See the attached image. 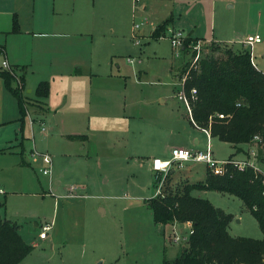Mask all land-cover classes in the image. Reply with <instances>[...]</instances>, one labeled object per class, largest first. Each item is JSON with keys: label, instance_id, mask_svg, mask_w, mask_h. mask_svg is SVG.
I'll return each instance as SVG.
<instances>
[{"label": "crops", "instance_id": "crops-1", "mask_svg": "<svg viewBox=\"0 0 264 264\" xmlns=\"http://www.w3.org/2000/svg\"><path fill=\"white\" fill-rule=\"evenodd\" d=\"M202 1L144 0L141 6L142 0L137 4L135 0H0V46L4 47L3 52L0 54L3 60L6 58L11 65H15L19 76L24 77V90L27 94V115L23 129L18 100L7 87V89H4L3 84L5 85V83L0 77V111L3 105L10 108V114H7L5 110L0 117V128L6 126L12 128L11 131L0 134V141L6 144L1 147L9 152H14L15 156L19 157L18 160L16 159L18 162L15 163L17 167L22 169V163L32 166L35 162H43L40 157L33 155L34 151H38L34 141L28 149L25 146V139L28 138L25 130L28 124L31 126L33 137L35 135V124L41 126L39 129L41 133H47L46 121L57 125L59 123L68 124L67 128L63 129L68 132H61V135L64 136L62 147L56 149L52 145V140L49 139L50 145L47 146V150L41 152L49 153L53 157L55 181H53V173L52 177L43 174L41 170L40 173L50 177L51 184H56L61 195L69 191L71 187H76L75 196L67 194L68 196L64 199L70 200L72 203H78L81 211L86 214L90 205L87 189H91L93 186L89 187L88 183L81 180L79 184H68L65 183V180L72 177L77 179L76 171L79 164L81 168L87 166L91 162L92 155L97 157V161H100L101 157L106 156L112 149L113 153L116 154L114 158L117 159V157L122 156L120 160L124 163L130 162L134 156L139 157V162L143 163L144 157H147L146 168L152 176L151 182L153 185L157 175L152 168L153 159L167 158L168 155H171L173 147L205 149L210 145L214 157L219 159L220 145L218 141L221 140L212 136L209 127L199 126L193 118L192 111L190 112L177 96L179 88L177 81L188 63L186 60L188 49L183 48L184 50L181 53L183 60L180 67L173 74V65L172 63L168 64V69L176 81L173 82L172 93L167 92L157 96L156 99L160 100L161 111H159V114L151 116V118H147L146 115L156 99L151 100L143 90L140 100H130L128 82L119 86V76L124 74L121 66L112 58L117 53V38L119 35L124 36L123 39H125L132 34L136 39V45L140 46L142 39L145 37L148 38V41L149 38L158 40L163 37H154V32L166 20H169L166 33L171 28L175 29L176 26L185 25L189 27L185 31L187 36L221 42L222 40L217 37L196 35L194 31L199 26L196 21L190 24H184L185 22L182 21L184 17L197 16L195 4L202 5ZM225 3L229 8L240 6L239 20L227 24L225 31L222 30L226 35L227 40L225 41L235 49H249L243 42L248 35L261 34L264 37V24L262 22L264 0H228ZM138 6L145 16H143L145 21L143 25L147 26L145 29L150 30V34L144 32L142 26L136 30L132 29L130 13L136 10ZM146 14H149V16H146ZM15 17L19 24L17 32L12 30ZM181 28L185 30L184 27ZM263 43L264 39L262 42L256 43L253 46V51L254 48L258 51V45L260 47ZM101 44H104V47H101ZM236 44H238V47H236ZM95 49L97 50L95 51ZM101 50L105 52L103 57L100 56ZM259 53H264V46ZM253 60L257 68L264 72L256 64V59ZM31 69L33 71H30ZM29 74H40L42 75L40 79L51 77V82L60 81L67 84L62 90L63 92L61 91L62 94L60 93L58 96L51 89L50 81L41 80L39 83L42 81L50 83L49 95L41 97L36 94L37 87L35 91L27 88V83L34 80L33 75L29 76ZM76 83H89L91 90L88 86L85 89L81 85H76ZM3 100L7 104H4ZM12 100H14V104ZM137 106L139 107L137 113L143 119L138 123H134L135 114L133 109ZM163 111L165 112L163 113ZM184 124L188 126V134H185L183 138L175 139L172 135L176 126H184ZM96 133L109 135L112 141L106 144L103 140L95 137ZM70 135L77 136L71 137ZM225 143L226 146L227 144L231 146V152L224 158L236 157L241 159L250 157V152L261 144V142H251L235 147L231 143ZM38 152L40 153V151ZM190 163L192 164L187 168L193 171L195 170L193 164L203 162ZM69 169L70 173L67 172ZM207 172L208 167L204 177L199 176L198 173V176L194 173L175 176L176 170L173 169L169 186L175 187L178 184L177 182L194 183L204 180ZM166 183L168 184V181ZM96 186L97 183L94 182V187ZM0 189L2 190L0 192L1 213L6 205L8 189L11 188L8 182L1 180ZM205 191L212 190H203V192ZM57 197L59 196L57 195ZM124 198L128 197L124 195ZM60 201L59 198L56 199V204L59 205ZM99 208L104 215L107 213V205L99 206ZM0 216L10 219L6 215L0 214ZM46 224L51 226L52 233L50 235L48 233V237L44 239L39 235V242L49 241L53 244L54 240L57 241L56 222L55 225L54 223ZM156 224L161 226L160 230L166 225ZM171 224L176 225L178 223ZM186 225L189 228L190 222H187ZM19 232L22 235L20 229ZM80 234L75 237V243L72 244L78 245L81 243L85 247L89 242H87L84 232L82 235ZM23 239L25 240L24 237ZM63 241L69 242L70 239L65 236ZM91 242L88 259L90 261L92 258L99 260L102 257L99 263L105 261L106 257L102 253L106 245L105 241L92 239ZM37 243L38 241L35 244ZM180 253L181 251L177 255ZM113 258L110 260L112 261ZM164 258L166 256L163 257V260ZM22 260L18 264H21Z\"/></svg>", "mask_w": 264, "mask_h": 264}, {"label": "rangeland", "instance_id": "rangeland-1", "mask_svg": "<svg viewBox=\"0 0 264 264\" xmlns=\"http://www.w3.org/2000/svg\"><path fill=\"white\" fill-rule=\"evenodd\" d=\"M225 1L228 0H203L202 5L196 3L195 13L197 16L184 17L182 21L185 23L181 22L190 24L196 21L199 25L197 30L194 31L196 35L217 37L219 40H222V43H225L227 39L222 30L225 31L227 24L235 23L240 17V6L229 8ZM143 2L144 0L140 4L141 6ZM143 16L144 14H142L139 6L133 12L131 11L130 19L132 25L139 24L143 27L144 32L150 34V30L145 29L147 26L143 25L145 22ZM146 16H149V14H146ZM262 22L264 24V16ZM133 26L132 29L134 28ZM180 26L184 27L185 30L179 26H176L175 30L182 29L183 33H185L189 29L185 25ZM261 36L264 39L263 35ZM187 37L186 35L185 41ZM123 38L124 36H118L117 53L112 58L121 66L124 74L123 76H119V86L128 82L130 100H140L143 90L151 100L156 99L161 94L172 93L173 82L176 80L171 75L168 64L172 63L173 74L180 67L183 59L181 58L182 54L177 55L176 49L171 42L170 33L167 31V35L158 40L149 38L148 41V38L145 37L142 39L140 46L136 45V39H134L132 34L125 39ZM199 40L193 39V41ZM212 42L201 40L202 58L215 52L209 46ZM236 45L238 47V44ZM263 46L264 43L260 47L258 45V51H256V48H254V51H250L254 52L253 56L256 59V64L264 70V53H259ZM101 47H104V44H101ZM113 50L115 49L113 48ZM100 52V56L103 57L105 52L102 50ZM214 54L218 55L219 52H215ZM186 56V60L188 61L189 55L186 54ZM2 61L3 57L0 54V68L3 66ZM12 66L14 69H17L15 65ZM30 71L33 70L31 69ZM32 75L34 80L27 83V88L34 91L41 80H51V77L49 79H40L42 77L40 74H29V76ZM50 83L51 89L58 96L60 93L62 94V90L65 84H67L60 81H50ZM76 85H81L85 89L91 88L89 83H76ZM3 87L7 89L4 84ZM12 101L14 104V100ZM159 101V99L154 101L150 109L151 112L149 111L146 115L147 118L159 114V111H161ZM3 102L7 104L5 100ZM138 109V106L133 109V113L135 114L134 123H138L143 119L141 115H138ZM5 110L7 114H10V108L3 105L0 117ZM185 125L176 126L172 135L175 139L183 138L185 134H188L189 129ZM67 126L68 124L59 123L57 125L46 121L45 127L47 133H41L39 132L41 126L35 124V135L33 137L31 126L28 124L25 130V134L28 135V138L25 139L26 148L28 149L34 141L38 151H46L47 146L50 145L49 139H51L52 145L56 149H60L64 143V136L61 135V132H68L63 130ZM13 128L15 127L13 126ZM11 129L10 126L1 127L0 134H5L11 131ZM95 137L103 140L106 144L112 141L111 136L106 134L96 133ZM218 143L220 145L218 158L220 160L227 159L224 157L230 154L231 146H228V144L226 146V143L221 141H218ZM3 145L6 144L0 141V181L5 180V182H8L11 189H8L6 205L0 214L6 215L14 222H17L25 240L33 245L32 250L24 257L21 264H162L163 257L166 256L173 259L172 257L182 251L184 245L187 244L190 231L192 230L191 222L189 228L186 225L187 222H177L178 224L176 225H172L171 223L166 224L160 230L161 226L156 224L153 219L151 209L148 207L146 201L153 194L157 193V187L151 182L152 176L148 168H146L147 157H144L143 163L139 162V157L135 156L131 158L130 162L124 163L120 160L122 156L117 157V159L114 158L116 154L111 149L106 156L101 157L100 161H97V157L92 155L91 162L87 166H82L81 168L79 164L76 171L77 179L73 177L68 178L65 180V183L79 184L81 180L88 183L89 187L93 186L91 189H87L90 205L88 211L84 214L78 203H72L70 200L64 199L68 196L69 191L61 195L58 192L56 184H51L50 177L41 175L40 169L44 165L43 162H35L32 166L22 163V169H19L15 164L18 162L16 159L19 157L15 156L14 152H9L4 147H1ZM263 145L264 142L254 149L257 151L258 156L253 157V161L264 173ZM169 157L171 156L168 155L167 158ZM191 164L190 162H185L182 167L176 166L175 176L194 173L196 176L204 177L208 166L204 163L193 164L195 165V170L190 171L187 167ZM67 172L70 173V169ZM53 174V181H55L54 167ZM94 182L97 183L96 187H94ZM170 182L171 179L168 184L165 183V186H169ZM177 183L175 188L183 184L181 182ZM162 189V193L160 194H164L166 187ZM192 194L208 199L216 207L233 214L234 217L228 226V231L232 236L263 238L264 234L256 217L245 206L240 197L216 190L203 192V190L195 189L192 191ZM124 195L128 198H124ZM58 198L61 200L59 205L56 204V199ZM104 205L108 207L105 215L99 208V206ZM55 222L57 241L54 240L53 244L49 241L39 242L38 236L42 231V226L46 223H54L55 225ZM52 230L48 231L49 235L52 233ZM83 232L89 244L85 245V247L81 243L78 245L72 244L75 243V237L80 233L82 235ZM65 236H68L69 242L63 241ZM92 239L105 241L106 245L102 253L106 259L101 263L99 261L102 257L99 260L92 258L90 261L88 259ZM36 241H38L37 244H35ZM112 257L114 258L111 261Z\"/></svg>", "mask_w": 264, "mask_h": 264}, {"label": "trees", "instance_id": "trees-1", "mask_svg": "<svg viewBox=\"0 0 264 264\" xmlns=\"http://www.w3.org/2000/svg\"><path fill=\"white\" fill-rule=\"evenodd\" d=\"M168 21L158 26L154 37L165 35ZM12 30H19L16 17ZM193 39L196 38L188 36L185 47ZM209 46L219 54L203 57L199 70L187 81L188 92L193 87L198 90L197 99L192 101L194 120L201 127H209L212 136L235 147L251 143L255 135H260L261 143L264 142V72L253 63L249 49H235L227 42L217 41ZM0 77L18 100L24 129L27 115L24 77L18 78L4 68L0 69ZM49 92L48 81H42L36 88L41 97H47ZM218 113H224L225 117H218ZM263 177L262 172L253 168L241 171L229 167L224 174L208 169L204 180L185 182L178 188L165 186L164 194L149 198L147 203L156 223H192L181 253L173 259L164 258L162 264H264V236L262 239L232 236L228 226L233 214L192 194L195 189L216 190L240 197L264 234ZM32 247L23 239L17 223L0 216V264H18Z\"/></svg>", "mask_w": 264, "mask_h": 264}, {"label": "built area", "instance_id": "built-area-1", "mask_svg": "<svg viewBox=\"0 0 264 264\" xmlns=\"http://www.w3.org/2000/svg\"><path fill=\"white\" fill-rule=\"evenodd\" d=\"M140 0H135L136 4ZM141 25L136 24L134 29L140 28ZM170 38L173 47L176 49L177 55H180L183 48L188 49L189 60L188 64L184 68L183 72L179 76L178 81V98L186 105L188 110L192 111V101L197 99L198 90L196 87H193L190 92L187 90V81L192 77L193 72L199 70L200 68V61L201 57V40L199 41H190L187 46L185 47V38L186 35L183 33L181 29L175 30L173 28L169 29ZM167 33H165V36ZM137 36V35H135ZM263 38L260 34H251L248 35L243 42L249 47V50H253V46L256 43L262 42ZM139 42V41H137ZM3 52V48H0V53ZM251 55L253 58V52L251 51ZM254 59V58H253ZM254 63V60H253ZM255 64V63H254ZM3 68L9 70L11 73L17 74L16 69L9 63V61L5 58L2 62ZM22 86V85H21ZM218 117L223 118L225 117L224 113H218ZM260 135H255L252 142L260 143L261 142ZM33 155L35 157H40L43 161V167H41V172L45 175L52 177L53 173V157L49 153H39L38 151H34ZM171 157L163 159V158H154L152 163V168L156 172V187L157 193H162V188H165V183L168 176L171 174L172 170L175 169L176 166L182 167L185 162H203L208 166L215 174H224L229 167L236 168L238 170L244 171L249 168H253L257 172H262L258 165L253 161V157L257 156V151L252 150L250 152V157L246 158H236V157H229L224 160L217 159L214 157L211 146L209 145L205 149H196V148H188V147H173L171 150ZM252 157V158H251ZM263 173V172H262ZM264 175V173H263ZM263 184H264V177H263ZM75 188L71 187L69 189V196H75ZM0 192L2 190L0 189ZM43 230L40 232V237L42 239L48 237V231L51 230V226L48 224L43 225ZM192 231V230H191ZM190 231V233H191ZM178 240V238H176ZM211 264H221L218 262H213Z\"/></svg>", "mask_w": 264, "mask_h": 264}]
</instances>
